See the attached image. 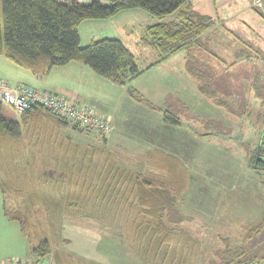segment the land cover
Masks as SVG:
<instances>
[{
	"label": "rangeland",
	"instance_id": "374dc122",
	"mask_svg": "<svg viewBox=\"0 0 264 264\" xmlns=\"http://www.w3.org/2000/svg\"><path fill=\"white\" fill-rule=\"evenodd\" d=\"M256 1L190 0L194 15L210 16L213 20L208 36L222 61L212 59V65L217 75L226 70L233 71L236 79L240 77L250 105L246 114H242L235 96L225 100L228 106L220 107L200 94L196 81L186 71V51L157 63L158 53L142 47L136 60L141 74L126 86L112 83L79 62L56 67L43 78L42 86L52 92L80 96L81 102L112 121V131L104 137L99 131L65 129L60 132L59 142L66 141L65 145H70L67 148L54 147L41 133L34 136L39 132L26 130L20 144L14 145L32 152L13 161L20 168H29L37 194L35 210L49 240L57 238L54 244L60 245L65 238L72 240L69 247L62 246L63 252L88 246L101 254L99 264H221L217 254L227 248V242L242 245L247 233L263 221L264 190L259 180H263L264 173L253 170L251 167L255 166L249 159L262 135L264 104L254 99L246 79L251 71V75L260 74L264 80V19L256 13L258 9L264 14V0H259L261 6ZM176 16L177 13L159 19L135 8L105 19H87L79 28L81 45L88 46L93 38H102L115 26H124L143 38L148 26L171 23ZM239 36L246 42H241ZM252 45L263 51L256 52ZM241 48H246L248 59L235 57L236 53L241 55ZM28 75L31 73L0 55V80L16 85V78ZM222 82L226 88V79ZM129 89L137 90L144 102L134 101ZM230 91L235 90L232 87ZM182 102L185 109L180 107ZM171 110L179 111L180 127L163 121V113ZM3 115L23 121L22 115L4 103ZM192 115L201 117V124L217 123L216 128L210 127L217 136L205 135ZM156 150L180 160L188 171V189L179 207L189 219L171 232V245L167 247H149L140 240L142 234H136L135 228L142 216L132 206L133 197L125 202L122 197L104 198L94 191L103 187L104 179L107 184L114 181L111 167H119V173L129 172L133 177L132 173H144L148 153ZM28 157L31 158L23 159ZM87 167L96 170L86 172ZM4 207L0 189L1 232L10 220ZM11 236L6 231L4 238ZM255 239L263 240L264 231Z\"/></svg>",
	"mask_w": 264,
	"mask_h": 264
},
{
	"label": "trees",
	"instance_id": "16d2710c",
	"mask_svg": "<svg viewBox=\"0 0 264 264\" xmlns=\"http://www.w3.org/2000/svg\"><path fill=\"white\" fill-rule=\"evenodd\" d=\"M135 8L159 19L175 13L177 16L171 23L148 26L143 38H139L124 26H115L108 29L102 38H93L88 46L81 45L79 28L85 20L105 19L123 10ZM256 13L264 19V14L258 9ZM213 26L210 16L194 15L190 0H0V55L39 79L47 76L56 67L79 62L112 83L126 86L141 74L136 60L141 56L142 47H150L158 53L157 63L186 51V71L196 81L200 94L220 107L223 104L228 106L225 100L230 101L235 96L237 105L243 110L242 114H246L250 111V105L245 87L239 81L240 77L236 79L233 71L226 70L217 75L212 65V59L222 61L208 36ZM238 39L246 42L240 36ZM254 47L252 45V48ZM254 49L256 52L262 50ZM239 52L241 55L235 54L237 60L241 57L249 58L246 48H241ZM251 74V71L246 74L250 92H253L257 102L264 104L263 76ZM220 76L221 80L226 79V88L219 80ZM225 76L227 77L223 78ZM18 85L28 86L16 84ZM232 87L236 94L235 91H230ZM129 95L134 101L144 102L143 96L137 90L129 89ZM183 105L185 104L180 107L185 109ZM228 109L230 110V106ZM21 115L22 122L7 119L3 115V103L0 101V189L4 195L5 215L8 219L20 223L31 244V251L36 261H39L51 257L59 244H54L57 238L51 242L48 233L40 225V215L38 210H35L37 194L29 168H20L13 161L21 155H32L31 151L29 153L18 144L21 142L23 131L26 130L39 132L34 136L41 133L54 147L67 148L70 145H65L66 141L59 142L60 132L67 128L77 132H83L84 129L79 124L41 108ZM192 116L195 123L202 125L205 135L217 136L216 132L210 129L211 126L216 128L217 123L201 124V117ZM163 117L167 124L178 127L182 125L179 111H165ZM15 143H18V146H14ZM77 148L79 147L76 146ZM251 154L249 162L255 169L251 168L258 171L257 173H264L263 119L259 145ZM29 158L31 157L23 159ZM147 158L149 161L144 173H132L133 177L129 172L119 173V167L114 166L110 168L114 181L107 184L104 179L103 187L93 190L99 195L103 194L104 198L119 196L125 202L133 197L135 201L132 206L142 216L141 222L138 221L135 228L136 234H142L140 240L147 242L149 247H167L166 245H171L168 241L171 232L189 219L179 207L188 189V171L180 160L161 150L148 153ZM92 169L87 167L85 171ZM259 183L264 190V178L260 179ZM108 190L111 192L108 193ZM263 231L264 219L247 233L242 245L230 244L228 241L227 248L217 254L221 257V264H264V239L254 240ZM245 242L250 245L249 248ZM186 259L190 260V255H187Z\"/></svg>",
	"mask_w": 264,
	"mask_h": 264
},
{
	"label": "built area",
	"instance_id": "2783aa9c",
	"mask_svg": "<svg viewBox=\"0 0 264 264\" xmlns=\"http://www.w3.org/2000/svg\"><path fill=\"white\" fill-rule=\"evenodd\" d=\"M256 3L261 6L259 0ZM0 101L20 115L41 108L53 115L66 118L74 124H79L88 133L99 131L102 136H105L112 131L110 117L100 114L92 106L79 103L76 96L42 91L31 86H11L8 81L0 80ZM0 264H56V262L51 256L39 261L14 258Z\"/></svg>",
	"mask_w": 264,
	"mask_h": 264
},
{
	"label": "crops",
	"instance_id": "0c3cea01",
	"mask_svg": "<svg viewBox=\"0 0 264 264\" xmlns=\"http://www.w3.org/2000/svg\"><path fill=\"white\" fill-rule=\"evenodd\" d=\"M15 80H17L19 84H25L42 91H53L46 88L45 85L42 86L43 78L39 79L32 74L26 76L25 78H16ZM9 83L12 85L11 82ZM79 97L80 96H76L79 103L88 105L81 102L82 100L80 101ZM5 228V231H0V262H5L14 258L36 261V257L31 251V244L24 235L20 223L16 220H7L5 222ZM6 231H10L12 233L13 237L11 236V239L4 238ZM62 242L63 245H67V247H69L72 243V240H70L69 238H65L64 240H62ZM63 245L59 244L57 251L52 254V257L54 258L56 264H99L98 261H101L102 259L101 254L95 253V249H90V247L88 246H86V248L84 249H79L77 247H72L70 249L67 248L65 250L66 252H63L61 250Z\"/></svg>",
	"mask_w": 264,
	"mask_h": 264
}]
</instances>
